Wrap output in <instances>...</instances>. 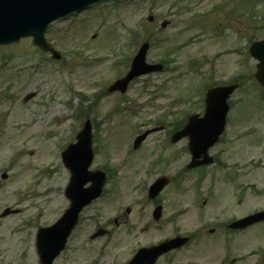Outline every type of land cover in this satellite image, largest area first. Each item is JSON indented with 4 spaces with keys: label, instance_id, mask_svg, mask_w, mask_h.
<instances>
[{
    "label": "rangeland",
    "instance_id": "1",
    "mask_svg": "<svg viewBox=\"0 0 264 264\" xmlns=\"http://www.w3.org/2000/svg\"><path fill=\"white\" fill-rule=\"evenodd\" d=\"M217 1L125 0L93 8L48 28L45 37L60 61L40 54L30 39L0 47V175L7 174L0 177V214L18 211L0 216V264H40L36 231L69 204L61 153L86 120L93 134L90 169L110 176L104 195L82 210L52 264H125L138 248L175 234L192 240L156 264H264V222L228 236L208 232L228 214L264 209V100L247 55L249 38L264 35V0H249V12L232 1L198 20L204 32L186 28L190 17L203 16ZM173 12L175 21L156 34L164 41L146 57L159 62L168 52V68L135 79L124 95L107 92L127 72L141 39L159 29L147 17L168 19ZM131 31L140 32L137 44ZM249 72L250 81L232 97L242 100L229 114L230 154L220 166L187 175L186 139L171 143L167 137L187 115L202 113L205 85ZM157 127L132 150L135 136ZM160 176L169 182L148 200L147 187ZM157 204L162 213L155 222ZM99 230L104 235L91 238Z\"/></svg>",
    "mask_w": 264,
    "mask_h": 264
},
{
    "label": "water",
    "instance_id": "2",
    "mask_svg": "<svg viewBox=\"0 0 264 264\" xmlns=\"http://www.w3.org/2000/svg\"><path fill=\"white\" fill-rule=\"evenodd\" d=\"M78 1L80 0H0V44L14 41L32 32L31 34L35 36L34 43L43 46L42 33L47 24L54 19L55 13L68 8ZM257 48H263L261 53L256 51ZM146 51L147 45L144 44L133 58L131 70L123 79L117 80L110 88V91L119 90L124 92L132 78L160 68L159 66H150L145 63ZM250 52L260 61V64L257 66L256 78L264 86V41L258 45H253ZM217 91L213 90L208 94L209 110L207 116L201 119L192 117L188 126L177 136H213L212 141L216 139L222 131L227 109L224 102L225 95ZM218 95H223L221 104L219 99L217 101ZM212 98H214V101H212ZM145 136L146 133L136 139L134 148ZM77 140L76 144L70 145L62 154L63 162L71 172V179L65 191V195L70 201V206L53 226L40 229L37 234V250L43 264H50L51 260L64 248L66 237L76 222L78 212L85 204L99 195L104 182V177L101 173L87 172L92 158L90 150V126L88 122L85 123L83 130L77 135ZM200 142H203V140ZM87 181H91L92 185L83 189V185ZM164 183V179L157 181L150 188L149 196L154 197ZM7 213H9L8 210L3 215ZM153 216L155 219H158V208L153 213ZM259 220H264V211L254 214L244 221L237 222L234 226L243 227L248 223ZM183 242L184 240L176 239L167 244H162L158 248H154L150 256L151 261L158 255L159 249L169 250L175 246H179ZM148 257L141 250L131 263L137 264Z\"/></svg>",
    "mask_w": 264,
    "mask_h": 264
},
{
    "label": "flooded vegetation",
    "instance_id": "3",
    "mask_svg": "<svg viewBox=\"0 0 264 264\" xmlns=\"http://www.w3.org/2000/svg\"><path fill=\"white\" fill-rule=\"evenodd\" d=\"M149 17H151V20H149V23L151 24V25H154L155 23H156V18L157 17H155V16H152V15H150ZM249 43H250V41H249ZM252 143H255V142H252ZM252 143H250V144H252ZM217 146H219V150H220V158H221V160L223 161V157L225 156V155H227V154H230V152H231V148H232V142H230L229 141V139H222V140H220L217 144H216V147ZM212 151V149L210 150V152ZM213 159L215 160V162L216 163H214L216 166H220L221 165V163H218V159H216V157L215 156H213ZM214 231V230H213Z\"/></svg>",
    "mask_w": 264,
    "mask_h": 264
}]
</instances>
